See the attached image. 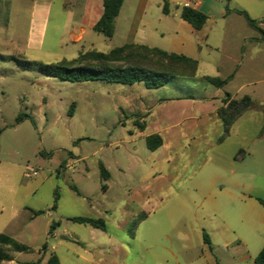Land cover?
<instances>
[{
    "label": "rangeland",
    "instance_id": "374dc122",
    "mask_svg": "<svg viewBox=\"0 0 264 264\" xmlns=\"http://www.w3.org/2000/svg\"><path fill=\"white\" fill-rule=\"evenodd\" d=\"M39 1L52 5L42 43L28 10ZM83 1H14L0 21V234L31 248L2 264H44L51 254L61 264H256L264 247L256 199L264 198V0L206 1L196 78L159 89L38 71L39 63L125 44L138 0L125 3L113 37L94 31L73 44L67 13ZM166 1L172 13L184 4ZM219 64L226 74L239 70L222 88L203 78ZM177 92L214 99L190 119L181 104L156 107ZM227 93L253 103L228 133L211 112ZM148 104L153 115L142 136L134 120ZM164 126V144L150 150L148 133ZM80 216L103 218L106 229L72 220Z\"/></svg>",
    "mask_w": 264,
    "mask_h": 264
},
{
    "label": "trees",
    "instance_id": "16d2710c",
    "mask_svg": "<svg viewBox=\"0 0 264 264\" xmlns=\"http://www.w3.org/2000/svg\"><path fill=\"white\" fill-rule=\"evenodd\" d=\"M125 0H103L104 11L101 18L93 27L95 32L111 38L115 33V21L118 17ZM164 12L170 11L169 3L164 0ZM244 13V12H243ZM181 17L190 23L195 29L200 30L205 25L208 17L202 11L190 6L181 7ZM248 17V16H247ZM252 26L257 23L248 18ZM39 72L68 82L104 81L108 83H120L134 85L143 83L147 89H159L165 86L173 78L194 79L198 74L199 63L189 56L167 52L157 47L139 43H126L115 47L109 52H101L96 49L80 52L73 59H62L53 63H39ZM204 80L217 88H222L227 80L215 76H204ZM223 106L218 110L219 117L223 120L226 133L229 132L232 123L242 112L253 107L250 97L245 96L241 100L233 98L230 94L222 99ZM75 104L71 106L70 114L73 115ZM140 128H143L140 125ZM264 131V128H263ZM147 147L155 151L163 144V138L159 134H151L146 138ZM101 176L107 180L109 171L103 164H100ZM103 189H107L104 184ZM58 197H56L57 201ZM264 208V198H256ZM56 207V205H55ZM43 211L34 212V215ZM74 222L88 224L101 230L106 229L103 218L73 217ZM205 242L208 243V236L204 233ZM47 244L43 249L46 250ZM31 248L16 240L8 234H0V264L5 261H12L11 252H26ZM39 259L32 264H41ZM256 264H264V247L255 259ZM44 264H61L57 255L51 254Z\"/></svg>",
    "mask_w": 264,
    "mask_h": 264
},
{
    "label": "crops",
    "instance_id": "0c3cea01",
    "mask_svg": "<svg viewBox=\"0 0 264 264\" xmlns=\"http://www.w3.org/2000/svg\"><path fill=\"white\" fill-rule=\"evenodd\" d=\"M14 1H19L20 3L25 2V0H0V21L4 19L6 13L12 10V4ZM127 1L128 0L124 1L120 13L116 18L115 32L118 29V20L121 17L123 8ZM183 1V6H190L202 11L203 13L208 11V8L206 7V1L209 0ZM180 4H182V2H180ZM51 6L52 5L50 1H39V3H37L35 6H32L30 9H28L33 12V16L35 15V18L41 23L40 28L42 29L38 30V35L41 37V43L45 38V30L50 17ZM216 6L221 10L222 7L217 5V3ZM64 7L67 8L68 6L64 4ZM163 7L164 0H138L135 6L134 14L131 18L130 27L126 34L127 38L125 44L139 43L148 45L150 47H157L167 52L189 56L198 61L199 71L201 67L200 54L203 52V48L200 44L202 39L201 29H195L190 23L181 17V8H176L175 13H172L171 9L168 13H165ZM20 10L24 11V8L21 6ZM28 10L26 9V11ZM37 10L40 13H35ZM103 11V0H84L78 13L74 10H69L67 13V23L68 25H71L69 41L73 44H81L86 42L90 38L92 32H94L93 27L101 18ZM172 15L176 19H173ZM228 60L233 63L236 59L235 57L229 55ZM238 75L239 70H236L231 74H226L220 64L213 69L209 68V70H207V72L204 74V76H215L224 80L235 78ZM210 99L214 98L192 93L177 92L176 94H172L169 97L159 100V102L156 104V107L161 106L162 103L170 102L181 104L184 106L185 112L186 110L189 111V113L183 118L190 119L195 117L198 111H201L203 105L209 104L211 101ZM222 106L223 103L221 99L220 103L215 105L211 112L218 115V110ZM152 107L153 106L149 104L146 105L144 110L139 113V115L145 114V116L143 115L144 118H141L139 121H136V119L134 120L136 126L138 127L137 134L139 133L143 136V131L147 128L148 121L153 115ZM131 114L134 115L135 113L132 112ZM138 123L142 125L143 128H140ZM168 127L169 126L154 128L152 132L148 133V136L151 134H159L162 136L164 144L165 136L163 133L168 130Z\"/></svg>",
    "mask_w": 264,
    "mask_h": 264
},
{
    "label": "built area",
    "instance_id": "2783aa9c",
    "mask_svg": "<svg viewBox=\"0 0 264 264\" xmlns=\"http://www.w3.org/2000/svg\"><path fill=\"white\" fill-rule=\"evenodd\" d=\"M138 134H139V133H138ZM33 174H34V175H37V174H38V171H34Z\"/></svg>",
    "mask_w": 264,
    "mask_h": 264
}]
</instances>
